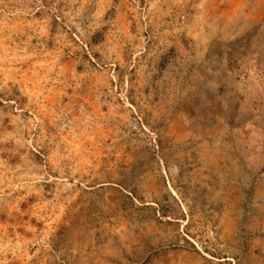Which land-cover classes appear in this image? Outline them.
<instances>
[{
  "label": "rangeland",
  "instance_id": "rangeland-1",
  "mask_svg": "<svg viewBox=\"0 0 264 264\" xmlns=\"http://www.w3.org/2000/svg\"><path fill=\"white\" fill-rule=\"evenodd\" d=\"M0 264H264V0H0Z\"/></svg>",
  "mask_w": 264,
  "mask_h": 264
}]
</instances>
